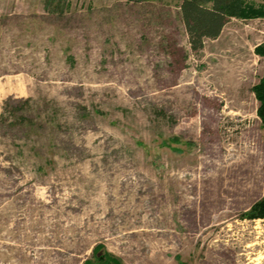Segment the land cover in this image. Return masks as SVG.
<instances>
[{
    "label": "rangeland",
    "instance_id": "374dc122",
    "mask_svg": "<svg viewBox=\"0 0 264 264\" xmlns=\"http://www.w3.org/2000/svg\"><path fill=\"white\" fill-rule=\"evenodd\" d=\"M181 2L0 0V264H264V18Z\"/></svg>",
    "mask_w": 264,
    "mask_h": 264
},
{
    "label": "trees",
    "instance_id": "16d2710c",
    "mask_svg": "<svg viewBox=\"0 0 264 264\" xmlns=\"http://www.w3.org/2000/svg\"><path fill=\"white\" fill-rule=\"evenodd\" d=\"M252 0H182L179 5L180 17L189 36L191 50L199 51L203 39H215L227 19L264 18V4L255 5ZM264 1V0H262ZM254 53L264 58V42L257 45ZM255 99L259 103L257 116L264 130V73L252 88ZM246 218H264V198L256 202L247 212ZM100 264H106L104 256H98Z\"/></svg>",
    "mask_w": 264,
    "mask_h": 264
}]
</instances>
